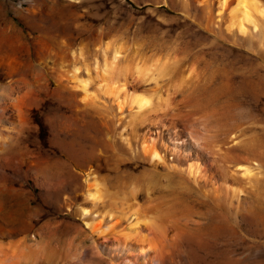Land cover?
I'll return each mask as SVG.
<instances>
[{"label":"rangeland","instance_id":"rangeland-1","mask_svg":"<svg viewBox=\"0 0 264 264\" xmlns=\"http://www.w3.org/2000/svg\"><path fill=\"white\" fill-rule=\"evenodd\" d=\"M93 1L101 3V19L104 12L114 17L111 41L122 50L116 55L113 76L119 99L112 102L102 96L106 124L99 164L74 171L76 180L55 166L47 177L62 185L48 191L23 168L6 169L16 188L31 199L34 230L43 226L44 232L52 231L49 249L56 252L52 264L59 260L57 264H155V254L159 264H264V18H257L255 26L247 24L242 33L229 15L209 18L186 0H172L171 8L168 0H140V5L132 0ZM3 11L1 16L21 25L10 9ZM89 44L84 56L93 51ZM91 51L85 59L92 69ZM125 84L126 89L119 90ZM7 92L8 86L0 88L2 96ZM124 92L150 99L139 109ZM96 104L91 109L85 106L88 120L100 109ZM47 131L41 129V139L45 137L42 142L50 150ZM91 134L84 129L86 143ZM60 139L66 142L68 135L62 133ZM147 144L156 147L162 161L143 152ZM57 154L54 151L53 158L61 160ZM86 172L95 178L86 177ZM92 184L95 190L90 193L101 191L95 202L87 192ZM147 219L156 227L147 228ZM91 222L114 228L106 229L105 239L91 236ZM21 237L2 240L17 245ZM38 247L28 264L39 263Z\"/></svg>","mask_w":264,"mask_h":264},{"label":"bare ground","instance_id":"bare-ground-1","mask_svg":"<svg viewBox=\"0 0 264 264\" xmlns=\"http://www.w3.org/2000/svg\"><path fill=\"white\" fill-rule=\"evenodd\" d=\"M9 1L10 2H7V0H0V88L8 86L6 96H2V93H0V264H28V257L30 258L36 245L37 247L38 245L41 247H38L36 250L38 252V250L41 249V254L38 252L41 255V259L39 263H37L52 264L53 258H55L54 254L56 253L53 252V254L51 252L52 250L49 249L52 231H50V234L48 233L49 231L44 232L43 226L41 227L40 225V231H35L38 228L34 230L32 221L36 216V212L30 205L31 199L22 192L23 190L20 191L16 188L15 184L12 182L13 178L11 179L10 173L8 174L6 169L10 165L23 168L26 174H28L40 188L48 191L51 189L58 190L62 185L61 180L56 179L52 182L47 177V172L55 168V166L68 170L71 173L70 178L76 180L78 175L74 171H84L85 169H91L93 166L99 164L100 158L98 154L100 153L99 149L103 140L101 139L103 132L102 127L106 124V117L102 107H105L104 99L107 96L110 100L113 98L115 100L119 99V96H115L114 93L115 85L113 86V81L115 78L113 79V76L114 68L116 67L114 66V62L118 57L116 55L122 50L116 48L111 41L115 29L114 17L111 16L112 14H110V12H104V17L102 19L100 17L102 10L101 3L97 4L93 0H16V3H13V0ZM132 1L136 5L141 4L140 0ZM156 1L158 2V0ZM186 1L189 6L202 9L209 18L212 19L222 18L225 14L229 15L230 19L237 20L238 26L236 24V27H238V31L242 33L246 32L247 24L255 26L257 18H264V0ZM167 4L169 8L174 5L172 0H168ZM3 7L10 9L17 16L21 25L14 24L6 18L8 17L5 16L6 14L1 16V13H4ZM10 19L12 18L10 17ZM230 22L232 23L233 21ZM83 42H85V44L89 42V45L93 49V51H91V49L89 50L92 53L94 52L93 59L90 58L92 60V69L88 66L90 61L86 63V59L88 58L85 59L87 54L89 56L88 48L90 47L86 45L88 53L85 52L87 54L84 56L85 44L83 45ZM99 52L103 54L100 53L103 56V61L102 63L100 62L102 65L99 64L97 60V53ZM105 53L108 54L107 57L104 56ZM48 61H50L51 66L55 68H52L50 63L48 65ZM101 72L102 74L100 75ZM119 86H117V88ZM124 86L127 85L120 86L119 90L126 89ZM128 93H123L124 98L126 100L130 99L139 109L143 108L148 104L147 102H149L148 100L150 98L143 94L131 93L130 95ZM102 96L104 97V101L102 100ZM111 101L114 102L113 100ZM92 102L94 104H92ZM89 103L92 104L90 105L91 107L94 106L95 103H98V106L96 104V110L98 107L101 109L98 108L99 110L96 112L93 108L96 112L94 113L95 116L93 120L92 118L88 120L86 118L87 115H85V106ZM107 103L108 102H106V104ZM110 105L111 104H109V106ZM88 107L86 106V108ZM91 107H89V109H91ZM120 107L121 103L119 100L117 103L118 110L121 109ZM87 112L91 113L89 110ZM91 115L93 114L91 113ZM111 115L112 114H110V116ZM106 116H109V114ZM109 120L108 118V121ZM42 126L49 130L47 131L48 137L46 138V143H48L50 150L46 149L42 142V140L45 139V137L41 139V129H44ZM84 129H86V132H88V130L93 132V135L91 134V141L87 143L83 135ZM58 133L61 134L58 136ZM62 133L68 135V140H66V142L61 140L62 138L60 139ZM155 148L156 147L153 145L147 144L143 146V152L152 159L162 161L161 155ZM54 151L59 152L60 155H57L62 158L61 160L53 158L52 154ZM58 169L59 168H57V172H60ZM248 172L249 171L246 172L247 175L249 174ZM80 174L83 173H79V175ZM93 174L95 175L94 171L92 175ZM90 175L91 172H88L86 177ZM94 186V184L88 185L87 192L89 197L95 202L96 199H98L97 194L101 191L96 193V190L94 193H90V189H93ZM95 188H97V186ZM68 194L70 195V193ZM64 195H66V193ZM66 201H68V199ZM69 204L71 203L69 202ZM78 207L79 206H77V209ZM82 211L86 212V209ZM84 215H86V213ZM151 219L144 221V224H146V227L149 229H151L150 227H156L155 221ZM47 221L45 220L44 222L47 223ZM88 225L91 236L95 234L94 236L100 238L104 237V239V233H108V231L111 232L114 228V226L110 225V227L108 226L106 228L101 223L94 222L88 223ZM60 226H62V224ZM57 227H55L54 230L57 229ZM102 227L105 228V231H108L104 232ZM215 227L213 226V229H215ZM213 229H209V231ZM218 229L222 231V228ZM216 232L214 234H216ZM211 234L213 237L215 236L213 231ZM218 234L217 232V236ZM19 235H22V237L17 245L6 244L2 240L7 237ZM123 236L125 239L130 238V234L127 233H124ZM80 237L81 236H79V239ZM75 244L74 247L80 246H75ZM68 250H70L68 251L70 253L71 249ZM79 251L80 250H78V254H80ZM156 255L159 254H155L153 262L159 264V258L157 257V259ZM61 256L63 255L61 254ZM77 256H73L74 263L75 260H77ZM79 259L80 257H78V260ZM60 261L61 260H59V262ZM70 261L72 262V260Z\"/></svg>","mask_w":264,"mask_h":264}]
</instances>
